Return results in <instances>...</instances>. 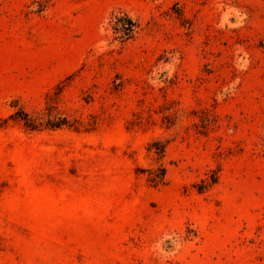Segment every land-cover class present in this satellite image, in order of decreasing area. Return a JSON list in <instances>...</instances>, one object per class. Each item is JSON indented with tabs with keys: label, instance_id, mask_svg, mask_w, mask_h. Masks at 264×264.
<instances>
[{
	"label": "rangeland",
	"instance_id": "rangeland-1",
	"mask_svg": "<svg viewBox=\"0 0 264 264\" xmlns=\"http://www.w3.org/2000/svg\"><path fill=\"white\" fill-rule=\"evenodd\" d=\"M0 264H264V0H0Z\"/></svg>",
	"mask_w": 264,
	"mask_h": 264
},
{
	"label": "trees",
	"instance_id": "trees-1",
	"mask_svg": "<svg viewBox=\"0 0 264 264\" xmlns=\"http://www.w3.org/2000/svg\"><path fill=\"white\" fill-rule=\"evenodd\" d=\"M113 18H115V20L112 21L115 33V40L124 43L129 38L134 36V34L136 33L137 22L128 13L120 11L119 13L114 14ZM23 119L25 125L31 129H35L39 126V124H37V121L31 116H29V114H25V117H23ZM61 124L62 123L52 126L59 127ZM161 171L162 173L160 177H164L166 173V168H162ZM157 176L159 178V175ZM157 176L153 179L157 180Z\"/></svg>",
	"mask_w": 264,
	"mask_h": 264
}]
</instances>
